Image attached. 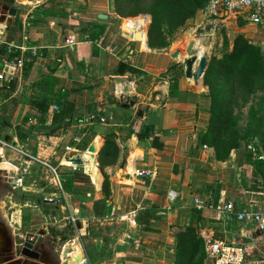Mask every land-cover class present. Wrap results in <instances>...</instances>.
<instances>
[{
	"label": "crops",
	"instance_id": "obj_1",
	"mask_svg": "<svg viewBox=\"0 0 264 264\" xmlns=\"http://www.w3.org/2000/svg\"><path fill=\"white\" fill-rule=\"evenodd\" d=\"M16 1L9 25L0 16V161L6 169L0 171V223L12 235L27 225L26 231L42 237L36 247L45 251L47 222L55 220L54 228L70 230L63 245L78 264H186L187 233L196 239L201 227H211L222 236L214 208L244 200L256 157L250 145L251 157L235 149L217 156L206 137L208 88L203 77L195 83L184 75L185 42L203 30L204 37H197L209 55L215 46L224 48L219 38L232 42L242 35L262 44L264 56V27L244 15L213 28L203 6L185 22L192 32L185 38L177 32L169 41L183 39L174 58L171 45L149 44L147 13L121 16L115 0L2 4ZM70 35H76L73 46L64 41ZM92 143L98 183L84 165ZM65 146L83 166L63 165ZM43 161L58 167L59 183ZM194 197L211 208L197 210ZM69 212L75 225L66 218ZM198 254L207 264L203 246Z\"/></svg>",
	"mask_w": 264,
	"mask_h": 264
},
{
	"label": "built area",
	"instance_id": "obj_2",
	"mask_svg": "<svg viewBox=\"0 0 264 264\" xmlns=\"http://www.w3.org/2000/svg\"><path fill=\"white\" fill-rule=\"evenodd\" d=\"M202 12L210 20L212 27L216 28L221 21L228 17H239L246 15L255 24L264 27V0H208ZM76 35L65 38V44L73 46L76 43ZM1 76V75H0ZM90 120H95L91 115ZM99 121L104 122V117H99ZM254 157L264 160L263 155L255 153ZM70 147L64 148V160L68 156ZM63 165H69L65 161ZM43 165L49 169L51 178L58 182L59 169L52 166L49 161H43ZM69 167L75 169L76 165L72 162ZM59 183V182H58ZM246 197L243 201H226L214 208L217 217L223 225L222 236L217 235L211 227H201L198 235L204 246L205 261L207 264H264V192L245 191ZM54 198L49 196L46 200L52 201ZM193 205L197 210L204 211L210 207L207 200L200 197L193 198ZM66 211L68 208L63 206ZM66 218L74 224L72 213ZM65 246L61 248L60 259L62 264H78L75 259L70 258L69 254H63ZM82 264H91L88 260L81 261Z\"/></svg>",
	"mask_w": 264,
	"mask_h": 264
},
{
	"label": "trees",
	"instance_id": "obj_3",
	"mask_svg": "<svg viewBox=\"0 0 264 264\" xmlns=\"http://www.w3.org/2000/svg\"><path fill=\"white\" fill-rule=\"evenodd\" d=\"M132 1L135 0H115L117 12L124 15L122 13L125 7ZM207 1L152 0L150 9L146 11L151 15V21L147 27L149 44L157 47L167 45V42H162L161 39L162 25L166 24L170 30L182 26L189 18L194 17ZM140 12L136 11L126 15H137ZM263 58L264 56L246 38L242 35H237L234 38L233 48L230 53L224 54L221 58L215 57L209 60L203 76V82L208 88L210 98V125L206 137L212 142L219 157H225L230 150H239L240 147L236 140H230L225 137L224 129L228 119V106L233 100L238 76L242 75L244 71H249L251 75L254 71L251 68V63L257 64ZM248 145H246V154L251 157ZM192 233L191 231L187 233L190 241V252L186 264H192L196 257L201 262L202 257L198 256V251L199 247L203 246V242L200 237L195 239ZM180 248H182V245Z\"/></svg>",
	"mask_w": 264,
	"mask_h": 264
},
{
	"label": "rangeland",
	"instance_id": "obj_4",
	"mask_svg": "<svg viewBox=\"0 0 264 264\" xmlns=\"http://www.w3.org/2000/svg\"><path fill=\"white\" fill-rule=\"evenodd\" d=\"M151 1L152 0L132 1L125 7L122 14H124V17L127 16L126 14L136 11H141L140 13L149 14L146 11L150 9ZM3 5L4 3L2 4L1 0L0 13L4 14L1 15V17L4 16L5 18L6 11L2 9ZM177 32L182 38H185L188 33L192 32L191 24L185 23L174 30H170L166 24H163L161 38L162 42H167L168 46H170L171 43L169 41H171L174 34ZM193 34L203 37L205 35L203 33V30L200 29H197ZM179 40H181V42L177 46L170 48V50H173L181 45L183 39ZM218 42L222 43V46L224 48L221 51H218V46H215L216 50H213L208 55L209 60L215 57L221 58L224 54L230 53L226 51V48L230 45V43L232 44L233 48L234 39H232V42H229V40L224 37L223 39L219 38ZM252 45L261 54L262 44L258 43ZM181 48L183 49V47ZM251 68L254 70L251 75L249 71H244L242 72L243 76L241 74L238 76L239 78L237 80V83L235 84V93L233 96V100L228 106V119L224 128L225 137L229 138L230 140H236L240 144L239 150L237 151H239L241 154H246V145L249 144L251 147L255 148V153L264 155V58L257 64L251 63ZM254 159L255 158H253L249 165L251 175L247 190L264 192V161L259 160L257 157L255 160ZM42 213L46 214V211L44 210ZM25 218H28V216L26 215ZM48 221L49 222L47 223L49 224L52 222L50 224L51 231L50 234L44 235L47 247L45 251H42V253L44 252L45 255L39 262L41 264H62V261L60 259V250L63 244L69 242L67 239L70 238V230L67 229V231L69 230V234H66L67 231L65 233V231H59L57 230V228H54L53 222H55V220ZM21 229L26 230L28 229V226L23 224L21 226ZM95 230L96 229L93 227L91 233H93V231ZM37 232L40 235L43 234L44 228L37 229ZM58 236L61 237L60 240L57 239ZM78 254H80V250H78ZM192 264H202V260L201 262H199L198 257H196Z\"/></svg>",
	"mask_w": 264,
	"mask_h": 264
},
{
	"label": "water",
	"instance_id": "obj_5",
	"mask_svg": "<svg viewBox=\"0 0 264 264\" xmlns=\"http://www.w3.org/2000/svg\"><path fill=\"white\" fill-rule=\"evenodd\" d=\"M19 6V2H13L10 6L4 4L2 6V9L6 11V19L5 24L9 25L12 22V18L16 15L17 7ZM143 16L149 17V22L151 20L150 15L148 14H142ZM1 16V15H0ZM99 17L101 18H107V15L100 14ZM139 32L135 35V38L137 39L139 36ZM130 35V34H127ZM181 40H176L171 44V48L177 46ZM186 57L182 60V67L184 69V75L188 78H192L195 83H197L205 74V71L209 64V57L208 53L197 57L195 54V50L192 47V43H188L186 46ZM179 56V50L173 49L172 51V57L177 58ZM124 67L123 63H120L118 73H122V68ZM116 81L123 82L124 79L122 77H116ZM143 111L139 110L137 115L141 116ZM120 140H123L122 138ZM96 149L95 144L92 143L88 146L87 151L88 152H94ZM125 152H127V148L125 149ZM66 160L71 161L76 166H83V160L81 156L77 153L71 152L68 156H66ZM13 242L15 244L16 253L21 254L23 257H32V258H38L39 253L34 249L36 247V244L38 242L42 241V237H38L35 234H31L29 231H26L24 229H14L13 232ZM19 235L21 237H19ZM64 255H66V251L63 252Z\"/></svg>",
	"mask_w": 264,
	"mask_h": 264
},
{
	"label": "flooded vegetation",
	"instance_id": "obj_6",
	"mask_svg": "<svg viewBox=\"0 0 264 264\" xmlns=\"http://www.w3.org/2000/svg\"><path fill=\"white\" fill-rule=\"evenodd\" d=\"M4 165L0 161V171H6ZM10 229H7L2 223H0V264H41L45 255L42 250L35 247L34 249L39 253L38 258L23 257L20 253H16L15 244L13 242V236ZM19 237H21L19 235ZM43 264V263H42Z\"/></svg>",
	"mask_w": 264,
	"mask_h": 264
},
{
	"label": "bare ground",
	"instance_id": "obj_7",
	"mask_svg": "<svg viewBox=\"0 0 264 264\" xmlns=\"http://www.w3.org/2000/svg\"><path fill=\"white\" fill-rule=\"evenodd\" d=\"M188 43H192V47L195 50V54L197 55V57H200V56L206 54L208 49H209L208 46H206V44L203 42L201 37L189 35L185 44L188 45ZM97 140L100 141L99 139H97ZM98 148H97V150H98ZM95 151H96V149H95ZM95 151L94 152L86 151L83 153V156L86 159V161L84 162V165H87L85 167V170L87 172H89L90 175L92 176V178L94 179V181L96 183H98L99 179H100V175H99L97 163L95 161V156H94ZM0 153H1V147H0ZM65 161H69V160H64L63 163H66ZM70 163L71 162H68L69 165H70Z\"/></svg>",
	"mask_w": 264,
	"mask_h": 264
}]
</instances>
